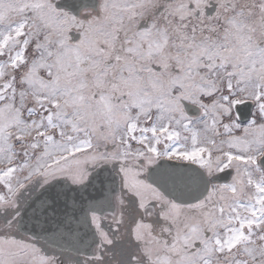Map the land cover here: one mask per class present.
Returning <instances> with one entry per match:
<instances>
[{"label":"snow or ice","instance_id":"6c2138e0","mask_svg":"<svg viewBox=\"0 0 264 264\" xmlns=\"http://www.w3.org/2000/svg\"><path fill=\"white\" fill-rule=\"evenodd\" d=\"M0 264H264V0H0Z\"/></svg>","mask_w":264,"mask_h":264}]
</instances>
